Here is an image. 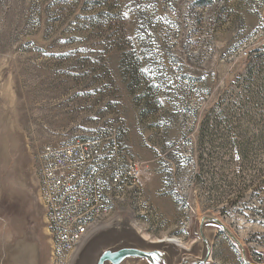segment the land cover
Masks as SVG:
<instances>
[{
  "label": "rangeland",
  "instance_id": "obj_1",
  "mask_svg": "<svg viewBox=\"0 0 264 264\" xmlns=\"http://www.w3.org/2000/svg\"><path fill=\"white\" fill-rule=\"evenodd\" d=\"M106 127L145 204L90 264L123 245L203 259L208 217L240 243L207 220L203 264H264V0H0V264L76 263L54 251L39 154Z\"/></svg>",
  "mask_w": 264,
  "mask_h": 264
},
{
  "label": "built area",
  "instance_id": "obj_2",
  "mask_svg": "<svg viewBox=\"0 0 264 264\" xmlns=\"http://www.w3.org/2000/svg\"><path fill=\"white\" fill-rule=\"evenodd\" d=\"M121 143L117 128L106 127L72 141L46 144L39 154L40 199L54 251L64 260L74 235L104 211L121 208V215L93 235L121 228L126 221L138 225L133 221L134 200H141L143 213L147 172ZM124 186H131V200H124ZM112 187H119V194H112ZM103 193H110V202H103Z\"/></svg>",
  "mask_w": 264,
  "mask_h": 264
},
{
  "label": "water",
  "instance_id": "obj_3",
  "mask_svg": "<svg viewBox=\"0 0 264 264\" xmlns=\"http://www.w3.org/2000/svg\"><path fill=\"white\" fill-rule=\"evenodd\" d=\"M207 220L214 221L218 223L238 244L240 243L236 237H234L231 232L228 230V228L218 219L215 217H208L205 218L204 221L201 224V233H202V239L207 245V252L204 256L203 259L195 260V261H189V260H184L182 264H203L206 263L209 258H210V244L209 241L206 237V235L203 232V227L204 223ZM111 231H117V230H112V229H104L101 230L97 233H95L92 237H90L85 245L82 247L80 253L78 254V257L76 259L75 264H90V261L88 260V254L90 253L91 250V245L92 248L93 246L99 241L106 239L108 236V232ZM116 233V232H115ZM88 251L86 255L83 256V252ZM244 256L245 251L243 250ZM88 258V259H87ZM128 258H146L148 259L152 264H168L166 255L164 252H161L159 250H148V249H143L140 247L136 246H129V245H123L119 247H105L102 252L99 254L97 257V260L95 261V264H122L126 259ZM245 263L246 264H254L250 261H248L245 258Z\"/></svg>",
  "mask_w": 264,
  "mask_h": 264
},
{
  "label": "bare ground",
  "instance_id": "obj_4",
  "mask_svg": "<svg viewBox=\"0 0 264 264\" xmlns=\"http://www.w3.org/2000/svg\"><path fill=\"white\" fill-rule=\"evenodd\" d=\"M130 191H131V186H124V200H126V196L128 198V193ZM112 194H119V187H112ZM103 202H110V193H103ZM118 209H120V208H116L115 210H118ZM114 214H115V212L113 213V209H109L108 211H104L103 213L100 214V216H95V218L92 222H87V225L85 227L80 228V231L74 235V243L72 244L70 251L68 253L70 255L71 253L76 252L72 258L71 263L75 260V257L77 256L78 252L83 247L85 240L88 237H91L95 231L100 230L101 225H103L105 223L107 224V222H109L113 218ZM160 240L161 241L166 240L169 242H173L175 244H182V242L180 240H178L177 238H164V239H160ZM30 256H31V254H29V257ZM24 263H27V260Z\"/></svg>",
  "mask_w": 264,
  "mask_h": 264
},
{
  "label": "trees",
  "instance_id": "obj_5",
  "mask_svg": "<svg viewBox=\"0 0 264 264\" xmlns=\"http://www.w3.org/2000/svg\"><path fill=\"white\" fill-rule=\"evenodd\" d=\"M243 264H246L245 262Z\"/></svg>",
  "mask_w": 264,
  "mask_h": 264
},
{
  "label": "crops",
  "instance_id": "obj_6",
  "mask_svg": "<svg viewBox=\"0 0 264 264\" xmlns=\"http://www.w3.org/2000/svg\"><path fill=\"white\" fill-rule=\"evenodd\" d=\"M15 217V216H14ZM99 227V226H98Z\"/></svg>",
  "mask_w": 264,
  "mask_h": 264
},
{
  "label": "snow or ice",
  "instance_id": "obj_7",
  "mask_svg": "<svg viewBox=\"0 0 264 264\" xmlns=\"http://www.w3.org/2000/svg\"><path fill=\"white\" fill-rule=\"evenodd\" d=\"M127 15V14H126Z\"/></svg>",
  "mask_w": 264,
  "mask_h": 264
}]
</instances>
